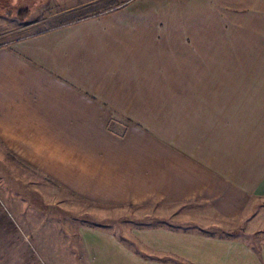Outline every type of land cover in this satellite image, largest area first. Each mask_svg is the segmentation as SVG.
<instances>
[{"label": "crops", "instance_id": "obj_1", "mask_svg": "<svg viewBox=\"0 0 264 264\" xmlns=\"http://www.w3.org/2000/svg\"><path fill=\"white\" fill-rule=\"evenodd\" d=\"M98 5L0 44V149L157 221L81 226L75 263L264 264V0L63 12Z\"/></svg>", "mask_w": 264, "mask_h": 264}, {"label": "rangeland", "instance_id": "obj_2", "mask_svg": "<svg viewBox=\"0 0 264 264\" xmlns=\"http://www.w3.org/2000/svg\"><path fill=\"white\" fill-rule=\"evenodd\" d=\"M85 1L0 0V44L82 19L101 8L65 13ZM26 10L27 15L20 16ZM52 17V21L63 19L52 22ZM146 211L98 206L76 198L44 177L37 167L0 149V264H78L81 226L118 228L156 223L153 217L145 216ZM241 235L255 245L264 238V232ZM58 258L61 263H57Z\"/></svg>", "mask_w": 264, "mask_h": 264}, {"label": "trees", "instance_id": "obj_3", "mask_svg": "<svg viewBox=\"0 0 264 264\" xmlns=\"http://www.w3.org/2000/svg\"><path fill=\"white\" fill-rule=\"evenodd\" d=\"M27 10L25 11V12H22V13H20V16H22V17H24L25 15H27Z\"/></svg>", "mask_w": 264, "mask_h": 264}]
</instances>
